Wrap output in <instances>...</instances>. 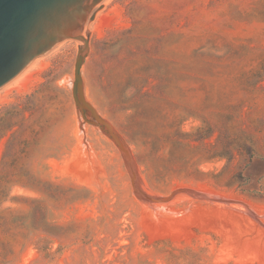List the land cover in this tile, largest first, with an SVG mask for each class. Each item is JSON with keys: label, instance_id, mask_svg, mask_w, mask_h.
Returning a JSON list of instances; mask_svg holds the SVG:
<instances>
[{"label": "rangeland", "instance_id": "obj_1", "mask_svg": "<svg viewBox=\"0 0 264 264\" xmlns=\"http://www.w3.org/2000/svg\"><path fill=\"white\" fill-rule=\"evenodd\" d=\"M90 25L86 98L129 144L143 188L252 213L141 202L75 104L80 44L65 40L26 90L0 89V264H264V0H111Z\"/></svg>", "mask_w": 264, "mask_h": 264}, {"label": "water", "instance_id": "obj_2", "mask_svg": "<svg viewBox=\"0 0 264 264\" xmlns=\"http://www.w3.org/2000/svg\"><path fill=\"white\" fill-rule=\"evenodd\" d=\"M107 0H0V89L19 76L37 58L65 40H80L75 63L73 98L85 120L118 148L136 197L149 205H166L182 196L227 205L247 204L184 187L169 195L148 193L140 181L138 164L129 144L87 100L81 74L89 53L90 20ZM87 115L90 119L87 118Z\"/></svg>", "mask_w": 264, "mask_h": 264}, {"label": "bare ground", "instance_id": "obj_3", "mask_svg": "<svg viewBox=\"0 0 264 264\" xmlns=\"http://www.w3.org/2000/svg\"><path fill=\"white\" fill-rule=\"evenodd\" d=\"M111 0H107L106 3L110 2ZM91 26V25H90ZM102 28V27H100ZM91 29V28H90ZM90 29L85 30L84 35L86 36V33H88V31ZM78 44L81 45V41L77 40ZM64 42V41H63ZM63 42H61L60 44L56 45L55 47H53L52 49H50L48 52H46L44 55H42L41 57L37 58L29 67H27L19 76H17L14 80H12L10 83H8L7 85H5L3 88H1V90L3 91H8L9 89H12L13 87L17 86L19 88H23V89H27L29 87V85L31 84V79H29L28 77L26 78V74L28 72H30L33 69H43L45 67L44 64V60L46 57H49L50 55L59 52L61 45L63 44ZM28 75V74H27ZM24 90V91H25ZM3 102V97L1 95L0 92V102ZM148 192V191H147ZM152 194V193H151Z\"/></svg>", "mask_w": 264, "mask_h": 264}, {"label": "trees", "instance_id": "obj_4", "mask_svg": "<svg viewBox=\"0 0 264 264\" xmlns=\"http://www.w3.org/2000/svg\"><path fill=\"white\" fill-rule=\"evenodd\" d=\"M11 124V118L10 117H5V118H1L0 119V133H3L5 131H7L10 128ZM2 138V137H1ZM221 158H228L229 155L222 157ZM8 196L9 194L7 193V185L6 183H3L2 180L0 181V206L6 201L8 200ZM53 242V240L51 241V239H41L38 241L37 243V249L39 250V252L41 253H47L48 255H50L48 253L49 251V247L50 244ZM62 250V247L59 246L58 248V252Z\"/></svg>", "mask_w": 264, "mask_h": 264}]
</instances>
